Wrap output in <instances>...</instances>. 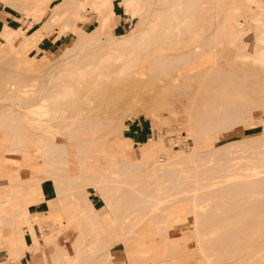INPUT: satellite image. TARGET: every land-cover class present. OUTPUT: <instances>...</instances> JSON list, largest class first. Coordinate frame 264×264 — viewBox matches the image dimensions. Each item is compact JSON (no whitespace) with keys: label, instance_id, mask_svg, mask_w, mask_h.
Returning <instances> with one entry per match:
<instances>
[{"label":"rangeland","instance_id":"374dc122","mask_svg":"<svg viewBox=\"0 0 264 264\" xmlns=\"http://www.w3.org/2000/svg\"><path fill=\"white\" fill-rule=\"evenodd\" d=\"M180 1L182 0L177 2ZM175 2L139 0L138 14L132 16L126 11L122 0H0V114L8 109L13 112L11 117L15 121L20 119L18 122L24 127L17 142L18 148H15L17 144L10 145L15 129L0 127V245L7 246L9 259L15 260L8 249L11 237L16 235L15 231H23L26 236L28 231H33V224L37 223L41 234L35 235L33 231V236L37 238L38 248L45 256V264H53L51 253L57 248L64 250L63 261L66 264L77 263L79 260H85L83 264H115L116 261L124 264H232L225 257L245 241L244 233L249 232L236 225L245 219L258 220L263 211L255 212L246 207L249 203L243 199L249 197V194L227 196L228 193L221 192V196L218 193L219 198L215 191H226L234 183L236 178L230 172L231 168H240L236 171L246 172L245 167L250 165L243 164L244 159L264 161V154L242 157L243 160L233 159L232 162L225 157L228 153L238 156L248 146L263 147L264 144L258 143L264 141V100L260 98L263 96L261 85H264V80L257 76L255 83L252 82L257 89L250 94L240 95L248 103L244 109L246 112L228 128L218 129L215 125L212 129L201 131L196 119L202 117V112L207 111L206 109H222L225 101L236 98L234 96L238 92L235 93V90H230L227 86L235 82V73L231 71L240 66L238 64L243 60L259 71L264 70V41L261 40L264 37V4L261 0H197L194 26H198L202 39L206 38L203 58L209 57L210 60L204 62L200 69H192L191 62L202 54L192 56L190 60V56L187 59L177 58L169 64H162L155 58L168 54H187L198 42L192 31L175 30L172 35L166 32L169 26L182 19L181 9L176 11V16L167 17L171 20L170 23L160 14L166 6ZM112 3L116 15L108 19V22H101V14L91 6L107 8ZM147 4H151V8L140 19ZM36 11L42 16L39 21H35ZM1 12L6 15L11 13L10 16L15 19L13 21L23 23L21 30L18 26V36L10 40L7 48L3 45V27H11L12 24L6 23V16ZM179 25L180 23L177 27ZM137 26L143 32L133 46L117 49L113 40L107 39L112 35L128 34ZM240 38L248 40L247 47L241 53L249 55L248 57L237 56V51L241 48L237 44ZM96 39H101L97 46L88 48L80 56H74ZM78 42L80 46L70 49ZM153 58L155 59L152 60ZM241 76L243 75H237ZM67 85L73 86V95L65 98L58 96L56 93ZM209 85L217 88L209 91L208 98L200 96ZM39 92L47 97L46 114L52 116L51 119L42 113L43 110L25 107L39 102ZM90 100L92 102L88 106ZM209 102L215 104L209 105ZM77 109L84 113L78 114ZM41 116L48 117L49 120L39 122L32 119ZM96 117L103 122L96 123ZM213 117L219 115L214 114ZM88 119L95 125L90 124ZM8 123L12 122L6 121V125ZM81 124H84L83 127H80ZM35 125L40 128L35 129ZM137 127H147L148 133L140 135ZM39 134L51 141L63 143V146L57 148L60 152L56 154L59 167V173H56L60 180L57 179L58 174L50 176L45 170L46 164L42 157L45 156L42 153L45 147L37 144L40 141ZM22 138L23 143L20 141ZM255 139L257 141L249 143ZM83 140L93 141L91 145H86ZM217 144L224 145H221L215 155L225 153L223 157L215 159L213 155L205 158L204 164H194V161L187 159L190 153L195 152L193 156H197ZM144 149H149L150 154L147 157L138 156ZM110 150L117 153L109 154ZM193 156L189 158L192 159ZM170 159L174 163L167 166L165 161ZM216 160L219 161L218 164ZM131 161L136 162L135 166L139 162V168L143 163L149 165L144 166L145 170L142 168L141 171L134 170L135 166L132 168L131 165L133 170L127 173L124 171V176H121V167L125 163L131 164ZM232 163L240 164L234 167ZM227 165L230 166L227 168ZM83 166L85 170L81 168ZM209 166L215 170H210ZM218 169L229 172L224 170L223 173ZM164 170L165 173H162ZM166 170L172 173L169 175ZM81 171L88 172L90 177H80ZM193 173H197L198 178L205 176L200 181L202 184L194 185L189 179L188 182L185 180V186L177 187V179H188ZM93 174L100 175L101 181L95 184H99L102 191L98 194V191L89 188L86 198L91 200L94 208L101 209L103 222L111 220L110 232L103 228V222L96 223L94 217L79 214L72 202L65 201L71 195V183L67 184L69 189L66 184L63 185L67 190L63 188L59 195L67 176L77 181L86 182L88 179L89 182L95 180L94 176H98ZM224 176L226 179L228 176L232 177L228 181ZM214 177L215 180H211ZM27 183L32 184V187L26 186ZM33 183L37 184V188L33 187ZM126 187L128 188L125 189ZM261 194L264 195V192L256 195ZM193 197L200 200H192ZM81 198L84 199L83 195ZM59 199H63L64 204ZM83 199H79L82 204ZM34 200L37 201L32 205ZM48 202L51 203V211L56 214L55 219L51 220L45 212L30 214L29 210L36 208L37 203H42L41 208L49 210ZM134 203L135 208L131 207ZM22 204L32 205V208L23 207ZM89 208L87 215L92 214ZM192 211L198 213L193 214ZM61 212L62 217L59 218ZM125 213L127 216H124ZM120 218H125L124 221L128 223L122 224L123 220ZM209 218L211 221L206 220ZM203 220L207 223H203ZM218 222L224 224L220 226ZM121 225L125 226V230ZM207 227H213L210 228L213 232ZM214 235L216 238H213ZM246 241L249 242L245 247L250 250L245 257L248 261L246 263L264 264V240L258 238ZM215 244L220 245L215 247ZM101 247L103 248L100 250ZM223 249L226 250L222 251ZM77 251H81L79 255Z\"/></svg>","mask_w":264,"mask_h":264},{"label":"bare ground","instance_id":"6f19581e","mask_svg":"<svg viewBox=\"0 0 264 264\" xmlns=\"http://www.w3.org/2000/svg\"><path fill=\"white\" fill-rule=\"evenodd\" d=\"M43 1H46V0H43ZM123 1V3H124V5H125V7H126V11L127 12H129L132 16H135L136 14H138V11H139V9H140V6H139V4H138V1L139 0H122ZM176 1V2H175ZM177 1H179V0H173V2H175L173 5H170V6H166L162 11L163 12H160V14L163 16V18L164 19H166L167 17H172V16H176L177 15V10L178 9H181L183 12L182 13H180L181 14V21L179 22L180 23V25L177 27V25L179 24V23H177V24H175V25H173V26H169L168 27V29L166 30V32H169V35H172V31H175V30H177V31H181V32H189V31H192L193 32V34L197 37V39H198V42H197V44H196V46L192 49V51L191 52H186L187 54H185V53H181V54H174V55H165V56H160V57H155L156 58V60H159V61H161V63L162 64H169L170 62L172 63L173 61H174V59H187L189 56H190V58L188 59V60H190V59H192L195 55H200V54H203V52H204V50L206 49V47H205V40H206V38H204V39H202V37H201V32L200 31H198V29H197V25L196 26H194V19H195V17H196V9L198 8V5H197V0H182V1H180L179 3L177 2ZM150 3V2H149ZM148 3V4H149ZM147 4V6L145 7V11L141 14V17H140V19H142L144 16H145V14H147L148 13V11L150 10V8H151V4L150 5H148ZM80 6H84V5H81L80 4ZM113 3L112 4H110L107 8H102V7H100V6H91V7H93V9H94V11L95 12H99L100 14H101V22H108V19L110 20L111 18H113V16H115L116 15V13H115V11L113 10ZM115 8H117V7H115ZM161 10V9H160ZM158 12V13H159ZM36 13H37V16H36V19H35V21H39V20H41V15H39V12H37L36 11ZM167 20H168V23H170L171 22V20H169L168 18H167ZM258 21V20H257ZM201 22V21H200ZM200 24V23H199ZM223 24V23H222ZM151 26V25H150ZM149 29V28H148ZM147 29V30H148ZM3 30H4V38H5V43L3 44L5 47L8 45V43L10 42V40L11 39H15L17 36H18V32L20 31L19 29H13V28H11L10 26H6V25H4V27H3ZM146 30V31H147ZM141 32H143V29L142 28H140V26H137L136 28H133V29H131L130 30V32H128V34H123V35H119V36H109V37H107V39H112L113 40V44L115 45V47L117 48V49H119V48H125V47H129V46H133V44H135V42L136 41H138L139 39H140V34H141ZM165 32V33H166ZM215 33H216V31H215ZM226 33V32H225ZM219 34V33H218ZM226 35V34H225ZM205 37V36H204ZM209 38H211V37H209ZM213 38H214V36H213ZM261 40H263L264 41V37L261 39ZM101 42V39H96V40H94L92 43H91V45L90 46H87L86 48H83L82 50H80L77 54H75L74 56H80L81 54H83V52L85 51V50H87L88 48H91V47H95V46H97L99 43ZM79 44V45H78ZM78 44H76V45H74V46H72V47H70V49H76L78 46H80V42H78ZM237 44H238V46H240L241 48L236 52L238 55L237 56H240L241 55V57H248L249 55H247V54H241L242 53V50L244 49V48H246L247 47V44H248V40L246 39H244V38H240V39H238V41H237ZM107 46V45H106ZM8 47V46H7ZM6 47V48H7ZM260 52L262 53V51L260 50ZM191 53V54H190ZM193 53V54H192ZM123 55H120V57H122ZM193 56V57H192ZM130 57H132L131 55H130ZM155 58H153L152 60H154ZM69 60V59H68ZM67 60V61H68ZM117 61H119V62H121L120 61V59H116ZM159 63V62H158ZM237 63V62H236ZM238 64V63H237ZM237 64H235V65H237ZM238 65H240V66H236L237 68L235 69V70H233V71H231V72H233V73H235V77H236V79H234V83L232 84V85H229V86H227V88H229L230 90H235V93H237V96H234V97H236V98H233V99H230V100H227V101H225L224 102V104H223V108L222 109H219V110H212V109H210V110H208V109H206L207 111H203L202 113H204L203 114V116L202 117H198L196 120H197V126L199 127V128H201V131H204V130H207V129H212V126H217V128L218 129H226V128H228L229 126H231L232 124H234L235 122H237L239 119H241V117H243V114L246 112V111H244V109H245V107H247L248 106V103H247V101H245V99L243 100V99H241V97L242 96H240V95H244V94H246V93H251V92H253V91H255L256 89H257V87H256V85L255 84H252V82L253 83H255V79L257 80V78H261V80L263 79L264 80V70L263 71H259L258 69H256L253 65L251 66V65H247V62L245 61V60H243L242 61V63H239ZM120 67H121V65H119ZM127 68V67H126ZM142 72V71H141ZM141 72H139V73H141ZM137 73V72H136ZM138 73V74H139ZM143 74V73H142ZM146 74V73H145ZM147 75V74H146ZM195 75V74H194ZM237 75L239 76V75H243V76H241V77H237ZM140 76V75H139ZM258 76V77H257ZM175 77V76H174ZM257 77V78H256ZM136 78H137V76H136ZM176 78V77H175ZM174 79V78H173ZM177 79V78H176ZM135 81V80H134ZM134 83V82H133ZM232 82L230 81V84H231ZM70 87V88H69ZM169 87H182V85H169ZM106 88V87H105ZM217 87L216 86H214V85H212V86H207L203 91H202V93L200 94V96H205V97H209L210 96V94H209V91L210 90H213V89H216ZM261 88H262V94H263V96H261L260 98H261V100H264V85H261ZM69 91H68V90ZM72 89V90H71ZM255 89V90H254ZM141 90V89H140ZM228 90V89H227ZM71 91V92H70ZM131 91V90H130ZM136 91H134V93H135ZM226 92V91H225ZM228 92H230V91H228ZM73 93H74V91H73V86L72 85H70V86H68L67 85V87H65L62 91H59V92H57L56 94L58 95V96H62L63 98H65V97H67V96H69V95H73ZM145 93V92H144ZM109 94V93H108ZM230 94V93H229ZM232 94H234V93H232ZM235 95V94H234ZM37 96H38V98H37V101H39L38 103H33V104H30V105H27V106H25L27 109H32V108H34V109H36V110H43L44 112H42V113H45V115L46 116H48L50 119L52 118V116L50 117L48 114H46V112L48 111V109H46V107H47V104H46V100H47V97L46 96H44V95H41L40 94V92L37 94ZM103 97H105V96H103ZM197 97H199V96H197ZM250 98H251V96H250ZM103 99V98H102ZM136 100V99H135ZM91 102H92V100H90L87 104H88V106H90V104H91ZM145 102V101H144ZM215 102V101H214ZM101 103H102V100H101ZM107 104H109V103H107ZM212 105V104H215V103H213V102H209V105ZM9 107V106H8ZM72 108V107H71ZM83 109V108H82ZM10 110H12L11 108H10ZM63 110V109H62ZM78 110V109H77ZM98 110H99V108H98ZM250 110V109H249ZM14 111V110H13ZM63 111H65V110H63ZM83 111H85V110H83ZM57 112V111H56ZM66 112V111H65ZM78 114H82V113H84V112H82L81 111V109H79L78 111ZM13 113V112H12ZM12 113L10 112V111H8V109H6V111H5V113H3V114H0V127H4V128H12L13 130L15 129V134H14V137L13 138H10V140H11V142H10V145H11V143H12V145H15V144H17V142H18V140H19V138H20V134L22 133L21 131L24 129V127H21V123L20 122H18L20 119H16V121L14 120V118H12L11 117V115H12ZM35 114H37V112H34ZM249 115L251 114V113H249V111L247 112ZM214 114H217V115H219V117H213V115ZM98 115V114H97ZM204 115H206L205 117H204ZM210 115H212V117L210 116ZM36 116V115H35ZM87 116V115H86ZM96 116V115H95ZM44 118V117H35V118H32V119H34V120H37V121H39V122H42L43 120H45L46 119V121L47 120H49V118ZM75 117V116H74ZM94 118V117H93ZM92 117L90 118L89 117V119H93ZM97 118L98 117H96L95 119H96V123L97 122H99V121H101V120H97ZM79 119V118H78ZM89 119H88V121H89ZM99 119H101V118H99ZM11 121L12 123H8L9 125H6V121L8 122V121ZM14 121L16 122V124H14ZM105 121V120H104ZM73 122V121H72ZM71 122V123H72ZM75 122V121H74ZM81 122H83V121H81ZM90 122V124H94V122L93 121H89ZM89 122H88V125H90L89 124ZM101 122H103V121H101ZM70 123V124H71ZM78 123H79V121H78ZM78 123H76V124H78ZM112 123V121H110V124ZM99 124H100V122H99ZM102 124V123H101ZM196 124H195V126H196ZM82 125H84V124H81V126L80 125H78V126H80V127H83ZM95 125V124H94ZM93 125V126H94ZM34 126V125H33ZM196 126V127H197ZM71 127V126H70ZM26 128V127H25ZM35 129H39L40 127L38 126V125H35V127H34ZM74 128V127H73ZM72 130V129H71ZM74 131V130H73ZM210 132V131H209ZM35 134V133H34ZM207 134V133H206ZM37 135V134H36ZM39 136V142L37 143L36 142V140H35V142L37 143V144H41V145H44V151L42 152V153H44L45 154V156H42V157H44L43 159H44V162H45V164H46V166H45V170H46V172H47V174L48 175H50V176H52V174H54V175H56L57 176V174L59 173V167H58V165H57V153L58 152H60V150H58L57 148L58 147H61V146H63V143H58V142H54V141H51V140H49L48 138H46L44 135H41V134H39L38 135ZM36 138V137H35ZM28 139V138H27ZM48 139V140H47ZM21 140H23V138L22 139H20V141ZM29 140V139H28ZM32 140V139H31ZM20 141H19V143H20ZM93 141V140H92ZM92 141L91 140H83V142L86 144V145H88V144H92ZM233 141V140H232ZM255 141H257L256 139L254 140V141H249V143H252V142H255ZM8 142V141H7ZM22 142V141H21ZM30 142V141H29ZM34 142V141H33ZM23 143V142H22ZM21 143V144H22ZM30 143H32V142H30ZM20 144V145H21ZM34 143H32V145H33ZM258 144H264V141H262V143H258ZM258 144H256V145H258ZM36 145V144H35ZM222 146L224 145V144H221ZM221 145H219V144H217V146L215 145V147H213L211 150H208V151H204L203 153L201 152V153H199V154H197V156H193V154H195V152L193 153V154H191L190 153V155L189 154H187V155H189V157H194V158H192V159H190L189 157L187 158V159H189V160H191V161H194L193 163L195 164V163H199V164H204V162H206V161H203L205 158H211L213 155H215L216 154V152L218 151V149L221 147ZM9 146V145H8ZM15 146H17V147H15V148H18V144L17 145H15ZM77 147H80L79 146V144H77L76 145ZM21 147H22V145H21ZM93 147V146H92ZM257 147H259V146H255V145H252V146H248V147H245V149H243V152L240 154V155H238V156H236V155H231V153H228V154H226L225 155V157H226V159H228V161H230V162H232V161H234L235 159H238V160H240L242 157L243 158H245V157H258V156H263V154H264V145H263V147L262 148H257ZM261 147V146H260ZM9 148V147H8ZM13 148H14V146H13ZM93 149V148H92ZM114 153L116 152V151H114V150H112ZM143 152H139V154H138V156L140 155V156H142V157H147L149 154H150V152H149V149H144V150H142ZM113 152H111V150H110V152H109V154L110 153H113ZM117 153V152H116ZM124 154L126 153V152H123ZM183 153V152H182ZM218 153V152H217ZM225 154V153H224ZM224 154H217V155H215L214 156V158L216 159V158H221V157H223L224 156ZM183 156V155H182ZM184 158V157H183ZM243 158H242V160H243ZM140 159H142V158H140ZM140 159H138V161L140 160ZM143 159H145V158H143ZM142 159V160H143ZM226 159H224V160H226ZM234 159V160H233ZM255 159V158H254ZM252 160V161H249V160H245L244 159V162H243V164H249L250 166H246L245 167V169H246V172H237L236 170L238 169H240V168H236V170L234 169V168H231V170H230V172H232V174H234L235 175V178H236V180L234 181V183L231 185V187L229 188V189H226V191L224 190H222V191H215V193L217 194V196H218V193H219V195H220V193L222 192V194L223 193H228V195L227 196H230L231 194H249V197H247L246 199H243V201L244 202H246V203H249V205H246V207H250V209L251 210H253V211H255V212H261V211H263L262 213L263 214H261L260 215V217L258 218V220H254V221H248V220H244L242 223L240 222L239 224H237L236 226H238V227H240V228H245V229H248L247 231H249V232H251V233H249V232H247V233H244V236H245V241H242L239 245H237V248L235 247V249L233 248L232 249V251L229 253V255H227L226 257H225V259H228L229 261H231V263L232 264H240V263H248V261L247 260H245V257L246 256H248V254L247 253H249L250 252V250H249V248L247 249V247H245V245H246V243H248L249 241H246V239H248V240H250V241H255V240H257L258 238L259 239H262V240H264V195H260V196H257L256 194H259V193H263L264 192V161L263 160ZM128 160V159H127ZM185 160V159H184ZM223 160V159H222ZM232 160V161H231ZM238 160H237V162H238ZM108 161H110V160H108ZM137 161V162H138ZM217 161V160H216ZM121 162H124V160L123 161H121ZM121 162H119V164H121ZM135 162V161H134ZM132 163V161H131V164H128V163H125L126 165H124L123 167H121V168H123V169H121V171H120V173H121V176H124L122 173L124 172V171H126V173H127V171H130V170H140V169H142L144 166L145 167H147L149 164L147 163V166L146 165H144V161L142 162V161H140V163L142 162L143 163V165L141 166V168H139V166H140V164H136V166L134 165L135 163ZM110 163V162H109ZM130 163V162H129ZM145 163V164H146ZM157 164H159V161H157L156 162ZM173 160H167V161H165V164L167 165V166H169V165H173ZM219 163V161H217V164ZM112 164H113V162H112ZM112 164H110L111 166H112ZM114 164H117V163H115L114 162ZM127 164H128V166H127ZM214 164H216V163H214ZM220 164L221 165H223L221 162H220ZM230 164V163H229ZM233 164V163H232ZM240 164V163H234L232 166H234V167H238V165ZM242 164V165H243ZM245 164V165H246ZM132 165V168L135 166V168H130V166ZM236 165V166H235ZM125 166H127V168L129 167V169H127ZM151 166V165H150ZM220 166V165H219ZM228 166H230V165H227V168H228ZM53 167H54V169H53ZM144 167V168H145ZM226 167V166H225ZM258 167H261V169H258ZM83 170H85V166H83V167H81ZM108 168H110V167H108ZM138 168V169H137ZM142 169V170H145V169ZM205 168V167H204ZM230 168V167H229ZM127 169V170H126ZM168 169V168H167ZM209 169H210V166H209ZM245 169H242L243 171H245ZM81 170V169H80ZM82 170V171H83ZM99 170V169H98ZM98 170L96 171V172H98ZM109 170V169H108ZM123 170V171H122ZM210 170H215V168L214 169H210ZM218 170H220L221 172H223L224 170H226V169H224V170H221V169H218ZM53 171H55V172H53ZM58 171V173H56ZM81 171V175H80V173H79V175H80V177H83L84 178V176L86 177V176H89L90 177V174H87V173H85V172H82ZM141 171V170H140ZM167 171V170H166ZM204 171H206V170H204ZM209 171V170H208ZM227 172H229L228 170H226ZM235 171H236V173H235ZM53 172V173H52ZM168 173L167 174H169L170 175V173H172V171H167ZM173 172H174V170H173ZM181 172V171H180ZM186 172H188V171H185V173ZM217 172V171H216ZM225 172V171H224ZM223 172V173H224ZM125 173V172H124ZM162 173H165V170L162 172ZM212 173V172H211ZM60 174H61V172H60ZM180 173H178L177 174V176L179 175ZM182 174H183V172H182ZM194 174V173H193ZM197 174V173H196ZM196 174H194L192 177H190V178H188V179H186V178H182V179H184V180H178L177 178H179V176L176 178L177 179V182H176V184H177V187L178 188H181V187H183V186H185V184H186V181L187 180H189L190 179V181H192V182H194V185H196V184H202V182H200L201 180H203V178L205 177V176H201V177H197V175ZM207 172H206V176H207ZM214 174V173H213ZM54 175H53V178H54ZM94 175H98V176H94ZM205 175V174H204ZM55 176V177H56ZM93 178H95V180H92V177H91V180L92 181H87L88 179H86L85 181L86 182H84L83 180L82 181H80L79 180V176H78V180L79 181H77V180H73V179H70V177H66V178H64V180H65V182H64V184H62V186L60 187V189H61V193H59V195L60 194H62V189L64 188V190L66 189V187L68 186L67 184H69V183H71V185H72V187L70 188V191H71V195L70 196H67L68 198H66L65 196H63V195H61V196H63V197H65L66 198V200L65 201H67V202H72V204H73V207H74V209L76 210V211H78V213L79 214H81V215H86L87 217H91V215H87V210H88V208L91 206V201L89 200V198H86V197H88V196H86L87 195V192H88V190H89V188H93V189H95L96 191H98L97 193L99 194V193H101V189L98 187L99 186V184L97 185V184H95V183H97L100 179V175L99 174H93ZM125 176L127 177V175L125 174ZM181 176H183V175H181ZM185 176V175H184ZM216 176V175H215ZM233 176V175H232ZM231 176V177H232ZM48 177V176H47ZM129 177V176H128ZM186 177V176H185ZM217 177V176H216ZM216 177H214V178H212L211 180H215V178ZM227 177V176H226ZM229 177V178H228ZM227 177V179L225 178V176H224V179L225 180H231V177L230 176H228ZM234 177V176H233ZM59 178V174H58V177H57V179ZM218 178H220V177H218ZM80 179H82V178H80ZM102 179V178H101ZM120 179V178H119ZM180 179H181V177H180ZM223 179V178H222ZM59 180H60V178H59ZM73 180V181H72ZM104 180V179H103ZM117 180L118 179H116V182H117ZM186 180V181H185ZM225 180H223V181H225ZM228 180V181H229ZM75 181V182H74ZM101 181V180H100ZM218 181H219V179H218ZM223 181H221L220 183L222 184L223 183ZM121 182V181H120ZM188 182V181H187ZM226 182V181H225ZM117 183H119V182H117ZM215 183V182H214ZM66 184V187H63V185H65ZM217 184V183H216ZM218 184H219V182H218ZM70 185V184H69ZM102 185V184H101ZM106 185V184H105ZM104 186V185H103ZM220 186V185H219ZM68 188V187H67ZM128 187H126L125 189H127ZM222 188H224V187H222ZM69 189V188H68ZM124 189V190H125ZM194 189H197V187L195 188L194 187ZM67 190V189H66ZM69 191V192H70ZM96 191H95V193H96ZM125 192V191H124ZM63 194H65V193H63ZM83 195V197H84V199L83 198H81V196ZM97 195V194H96ZM193 196L195 195V192H193V194H192ZM221 196V195H220ZM220 196H218L219 198H220ZM224 195H222V197H223ZM248 196V195H247ZM158 197V196H157ZM161 197V196H160ZM164 196H162V198H163ZM195 197V196H194ZM191 198L192 200H195L196 201V199H198V198ZM201 197V196H200ZM212 197H214V195H212ZM217 197V198H218ZM243 197V196H242ZM246 197V196H245ZM56 199H57V196L55 197ZM161 198V199H162ZM215 198H216V196H215ZM226 198V197H225ZM79 199H83L84 200V203L82 204V203H80L79 202ZM209 199V198H208ZM207 199V200H208ZM223 199V198H222ZM240 199H242V198H240ZM200 199H198V201H199ZM207 200H206V203H207ZM61 204H64V202H63V199H59L58 200ZM82 201V200H81ZM237 201H239L238 199H237ZM194 202V201H193ZM216 202V201H215ZM224 202V201H223ZM226 202V201H225ZM235 202V201H234ZM49 204H48V206H49V210H47V211H45V214H49L50 212H51V203L50 202H48ZM227 203V202H226ZM229 203V202H228ZM132 204V203H131ZM199 204V203H198ZM201 204H202V202H201ZM146 205V204H145ZM144 205V206H145ZM220 205H222L223 206V204H220ZM219 205V206H220ZM229 205V204H228ZM127 206H130V204L129 205H127ZM133 206H135V203H134V205H132L131 207H133ZM207 206V205H206ZM221 206V207H222ZM225 206V205H224ZM122 207V209H124L123 208V206H121ZM129 208V210H132V208ZM199 207H200V205H199ZM133 208H135V207H133ZM194 208H195V205H194ZM197 208V207H196ZM206 208V207H205ZM207 208H208V206H207ZM211 208V207H210ZM223 208V207H222ZM234 208V207H233ZM119 209V208H118ZM198 209V208H197ZM220 209V208H219ZM230 209V208H229ZM128 209L126 210V211H129ZM193 210V209H192ZM195 210V209H194ZM209 210H211V209H209ZM233 210V209H232ZM115 211V210H114ZM230 211V210H229ZM234 211V210H233ZM133 212V211H132ZM138 212V211H137ZM195 212H197V211H192V213L194 214ZM232 212V211H231ZM240 212V211H239ZM128 213V212H127ZM127 213H125V215L124 216H127L126 214ZM198 213V212H197ZM244 213V212H243ZM78 214V215H79ZM121 214H122V212H121ZM203 214V213H202ZM206 215L208 214V213H205ZM214 214V213H213ZM129 215H130V212H129ZM136 216H137V214H135ZM134 215V217H136ZM204 215V214H203ZM205 215V216H206ZM211 215H212V213H211ZM215 215V214H214ZM119 216V214L117 215V217ZM132 216H133V214H132ZM132 216H129V218L130 217H132ZM197 215H195V217H196ZM200 217H201V215H200ZM207 217V216H206ZM123 218V217H122ZM122 218H120L121 219V221L123 220V222H121L122 224H127L128 222H125L124 220H125V218L124 219H122ZM217 218H219V217H217ZM217 218H215L216 219V221H217ZM231 218H233V217H231ZM214 219V220H215ZM244 219V218H243ZM202 220V219H201ZM206 220H208V221H211L210 220V218L209 219H206ZM206 220L203 222V223H207L206 222ZM250 220V219H249ZM129 221V220H128ZM107 222V225H108V227H109V232L111 231V227H110V223H111V220L109 219V220H107L106 221ZM119 222V223H120ZM129 222H131V220L129 221ZM202 223V224H203ZM219 223V222H218ZM221 223V222H220ZM219 223V224H220ZM230 223V222H229ZM130 224V223H129ZM210 224V223H209ZM212 224V223H211ZM214 224L216 225V222H214ZM224 224V223H223ZM223 224H220V226L221 225H223ZM120 225V224H119ZM118 225V226H119ZM122 226V228H124L123 227V225H121ZM127 226V225H126ZM217 226V225H216ZM228 226H232V225H228ZM213 227L215 228V226L213 225ZM212 227V228H213ZM237 227V228H238ZM116 228V227H115ZM121 228V229H122ZM211 228V227H210ZM209 227H207V229L209 230L210 229ZM211 228V229H212ZM219 228H221L222 229V227H219ZM218 228V229H219ZM232 228H233V226H232ZM210 229V230H211ZM124 230H125V228H124ZM226 230H227V228H226ZM225 230V231H226ZM243 231H244V229H242ZM241 230V231H242ZM204 231H206V230H204ZM212 231V230H211ZM219 231V230H218ZM234 231H235V227H234ZM240 231V232H241ZM213 232V231H212ZM228 232V231H227ZM240 232H238L239 234H240ZM207 233V232H206ZM220 233H221V230H220ZM231 233V232H230ZM223 234V233H222ZM212 235V234H211ZM220 234H218V236H219ZM224 235H227V234H224ZM223 235V236H224ZM85 236V235H84ZM108 236H109V233H108ZM210 236V235H209ZM217 236V237H218ZM221 236V235H220ZM82 238V237H81ZM90 238V237H89ZM88 238V239H89ZM108 238V237H107ZM210 238V237H209ZM208 238V239H209ZM212 238V237H211ZM213 238H216L215 237V235H214V237ZM244 238V237H243ZM107 240V239H106ZM210 240V239H209ZM108 241V240H107ZM212 241V240H211ZM217 242V241H216ZM233 242H234V240H233ZM259 242H260V240H259ZM259 242L258 243H256V244H259ZM223 243V242H222ZM235 243V242H234ZM206 244V243H205ZM211 244H214V242L213 243H211ZM225 244H227V243H225ZM255 244V245H256ZM218 245H220V244H218ZM217 244H215V247L216 246H218ZM229 245H231V244H229ZM235 245H236V243H235ZM254 245V246H255ZM221 246H222V244H221ZM251 247V246H250ZM253 247V246H252ZM223 248V247H222ZM226 248V247H225ZM231 248V247H230ZM206 249H207V247H206ZM218 249V248H217ZM209 250V249H208ZM216 250V249H215ZM224 250H226V249H223L222 251H224ZM206 251V250H205ZM213 251V250H212ZM221 251V250H220ZM81 252V251H80ZM94 252H98V251H94ZM210 252V251H209ZM228 252H229V250H228ZM84 253V252H83ZM93 253V252H92ZM92 253H91V255H90V257H92L93 255H92ZM217 254H220V253H217ZM223 254V253H222ZM247 254V255H246ZM264 254V253H263ZM205 256H206V254H204ZM253 255V254H252ZM82 257V256H81ZM86 258H89V257H87V256H85ZM207 257V256H206ZM222 257V256H221ZM224 258V257H223ZM253 260V259H252ZM259 261V260H258ZM83 262H85V260H83ZM255 262V261H254ZM246 263V264H247Z\"/></svg>","mask_w":264,"mask_h":264},{"label":"crops","instance_id":"0c3cea01","mask_svg":"<svg viewBox=\"0 0 264 264\" xmlns=\"http://www.w3.org/2000/svg\"><path fill=\"white\" fill-rule=\"evenodd\" d=\"M262 3L264 4V0H261ZM102 2V1H100ZM121 3V2H120ZM121 5V4H120ZM2 13V12H1ZM11 15V13H9ZM2 15L6 16V23L7 24H12V26H14L13 29H18L20 27V30L22 29V22L21 21H13L15 20L13 17H11L10 15H6L5 13H2ZM9 17V19H8ZM16 17H21L23 18L21 15H16ZM16 24H15V23ZM3 23V22H2ZM119 25L121 24V21L118 22ZM3 25V24H2ZM11 26V28H12ZM19 26V27H18ZM46 47V45H44ZM48 48V46L46 47ZM205 54H202L199 58H197L196 60H194L192 63V69H200L203 66L204 62H208L210 60L209 57L203 58ZM199 63H202L201 65H199ZM138 125V123H137ZM147 127H137V131L139 130L140 135H145L148 133V128ZM26 186H31L32 184L27 183ZM33 187L37 188V184L33 183ZM90 200V199H89ZM37 200L32 201V205L35 204ZM91 201V200H90ZM42 203L38 204L36 208H32V205L27 206V204H22L23 207H30L32 208V210H29L30 214L32 213H44L45 211H47V209L45 210L44 208H41ZM90 211H92V215L91 217H94L96 223H101L103 222V219L100 215L101 209H96L93 207L92 202H91V206L89 208ZM63 212V211H62ZM62 212L59 213V218L62 217ZM64 213H67L66 211H64ZM51 220L55 219L54 217L56 216V214L54 215V212L51 211L49 214H46ZM58 215V214H57ZM57 223V222H55ZM104 224H102L103 228L106 229L107 232H109V227L107 225V222H103ZM19 229V227H18ZM19 231V230H18ZM33 231L35 233V235L41 234V230L40 227L37 223L33 224ZM33 231H28L26 236L25 233L22 231L19 233L17 231L15 236L11 237V241L9 244V254L10 256H12L15 260H11L8 257V253H7V246L6 245H0V264H45V256L43 254V252L41 251V249L38 248L39 243H37V238L33 236ZM35 248V249H33ZM103 247L100 248V250ZM63 253L64 250L57 248L55 249V251L53 253H51V258H52V263L53 264H66L63 261ZM78 255L80 252H78ZM114 259V255L112 256ZM83 260H79L77 263H73V264H83ZM115 264H124L123 262L120 261H116Z\"/></svg>","mask_w":264,"mask_h":264}]
</instances>
